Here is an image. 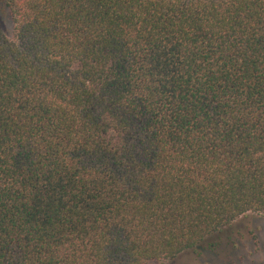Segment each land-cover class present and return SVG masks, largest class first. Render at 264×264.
Returning a JSON list of instances; mask_svg holds the SVG:
<instances>
[{
    "label": "trees",
    "instance_id": "trees-1",
    "mask_svg": "<svg viewBox=\"0 0 264 264\" xmlns=\"http://www.w3.org/2000/svg\"><path fill=\"white\" fill-rule=\"evenodd\" d=\"M0 12V264H170L264 215V0Z\"/></svg>",
    "mask_w": 264,
    "mask_h": 264
},
{
    "label": "rangeland",
    "instance_id": "rangeland-1",
    "mask_svg": "<svg viewBox=\"0 0 264 264\" xmlns=\"http://www.w3.org/2000/svg\"><path fill=\"white\" fill-rule=\"evenodd\" d=\"M0 27L11 35L12 22L6 12H0ZM170 264H264V215L248 213L240 217Z\"/></svg>",
    "mask_w": 264,
    "mask_h": 264
}]
</instances>
